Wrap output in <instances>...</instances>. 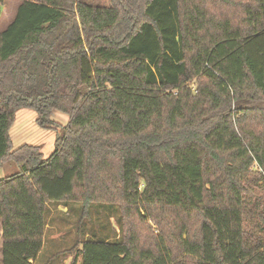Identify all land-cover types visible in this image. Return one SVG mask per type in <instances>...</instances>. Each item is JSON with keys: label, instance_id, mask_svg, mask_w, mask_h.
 <instances>
[{"label": "trees", "instance_id": "1", "mask_svg": "<svg viewBox=\"0 0 264 264\" xmlns=\"http://www.w3.org/2000/svg\"><path fill=\"white\" fill-rule=\"evenodd\" d=\"M111 4L22 0L0 32L2 264L36 263L75 201L159 228L85 240L82 264H264V0ZM23 109L69 117L46 160L13 150Z\"/></svg>", "mask_w": 264, "mask_h": 264}, {"label": "rangeland", "instance_id": "2", "mask_svg": "<svg viewBox=\"0 0 264 264\" xmlns=\"http://www.w3.org/2000/svg\"><path fill=\"white\" fill-rule=\"evenodd\" d=\"M82 1L96 7H111L112 5L111 0ZM21 2L22 0H6L0 26H8L13 21L16 8ZM209 8L218 14L224 12V8L216 9L218 11H214L213 6ZM51 121L54 123L52 129H42L37 124L35 111L30 109L19 111L10 132L13 150L24 145L37 146L41 148L44 159H48L55 152L57 136L63 134L69 123V117L55 112L51 116ZM17 172H19L18 166L11 161L4 162L0 167V180L10 178ZM128 221L139 223L142 228L139 230L142 239L148 238L149 231L158 234L159 228L155 222L151 220L141 222L134 216L125 221L117 206L94 203L85 209L84 204L79 201L69 202L66 205L50 204L46 213L45 246L35 264H82L80 254L82 242L91 238L98 241L119 240L122 236V227ZM1 227L0 220V229ZM1 249L0 246V252ZM1 258L0 253V264H2Z\"/></svg>", "mask_w": 264, "mask_h": 264}, {"label": "crops", "instance_id": "3", "mask_svg": "<svg viewBox=\"0 0 264 264\" xmlns=\"http://www.w3.org/2000/svg\"><path fill=\"white\" fill-rule=\"evenodd\" d=\"M20 4V3H19ZM19 6V5H18ZM18 6H17V8H16V12H15V14L17 13V9H18ZM6 8V5L3 7V14H2V16L4 15V9ZM2 16H1V18H2ZM16 16V15H15ZM15 16H14V18H15ZM0 18V19H1ZM11 23V22H10ZM10 23L8 24V26L10 25ZM7 25H5V26H0V32H3L7 27H8ZM4 28V27H6L5 29H3V30H1L2 28ZM0 246H1V248H2V244H3V231H2V227H1V229H0ZM1 256H2V249H1ZM1 261H2V258H1ZM35 264V263H34Z\"/></svg>", "mask_w": 264, "mask_h": 264}]
</instances>
